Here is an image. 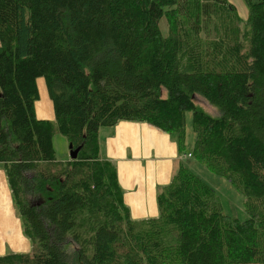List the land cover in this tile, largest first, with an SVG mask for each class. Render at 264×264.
<instances>
[{
    "label": "trees",
    "instance_id": "16d2710c",
    "mask_svg": "<svg viewBox=\"0 0 264 264\" xmlns=\"http://www.w3.org/2000/svg\"><path fill=\"white\" fill-rule=\"evenodd\" d=\"M242 1L246 21L228 0H0V163L33 245L0 264H264V0ZM188 112L191 159L245 196L247 220L184 162L159 216L131 218L101 130L146 123L183 155ZM56 132L76 160H57Z\"/></svg>",
    "mask_w": 264,
    "mask_h": 264
},
{
    "label": "crops",
    "instance_id": "0c3cea01",
    "mask_svg": "<svg viewBox=\"0 0 264 264\" xmlns=\"http://www.w3.org/2000/svg\"><path fill=\"white\" fill-rule=\"evenodd\" d=\"M228 1L246 21L249 13L244 2ZM37 84L40 99L44 100L47 109L46 113L39 111V100L36 103L37 117L54 121V107L46 82L39 79ZM100 135L106 157L117 165L131 218L138 221L157 218L160 189L169 185L180 164L186 163L185 154H180L177 141L149 124L137 122H121L116 127L101 131ZM32 251V242L24 234L20 212L14 203L4 166L0 163V256L29 254Z\"/></svg>",
    "mask_w": 264,
    "mask_h": 264
},
{
    "label": "rangeland",
    "instance_id": "374dc122",
    "mask_svg": "<svg viewBox=\"0 0 264 264\" xmlns=\"http://www.w3.org/2000/svg\"><path fill=\"white\" fill-rule=\"evenodd\" d=\"M162 29L163 34H167L165 20L163 21ZM196 102L208 113L212 115L217 114V112L215 111L216 109L211 107L202 98L197 97ZM38 106L41 113H46V104L44 103V100L42 98L40 99ZM101 131L103 132L105 131V129H102ZM195 140L196 135L193 131V114L191 112H188L186 114V151L183 154L187 155L188 152H193ZM53 143L57 160L63 162L69 161L71 159V151L67 138L59 132H56L53 137ZM184 159L186 161V165L194 168L196 174L217 192V195L222 202L225 214L240 221H245L248 219L245 208V196L241 192H239L230 181L213 173L204 166H199L197 160L195 159H188L187 157H185Z\"/></svg>",
    "mask_w": 264,
    "mask_h": 264
},
{
    "label": "water",
    "instance_id": "95a60500",
    "mask_svg": "<svg viewBox=\"0 0 264 264\" xmlns=\"http://www.w3.org/2000/svg\"><path fill=\"white\" fill-rule=\"evenodd\" d=\"M70 157L71 160H76L78 158V154L81 151V147L78 149H73V147L70 145Z\"/></svg>",
    "mask_w": 264,
    "mask_h": 264
},
{
    "label": "built area",
    "instance_id": "2783aa9c",
    "mask_svg": "<svg viewBox=\"0 0 264 264\" xmlns=\"http://www.w3.org/2000/svg\"><path fill=\"white\" fill-rule=\"evenodd\" d=\"M184 157L192 158V154L185 155Z\"/></svg>",
    "mask_w": 264,
    "mask_h": 264
}]
</instances>
